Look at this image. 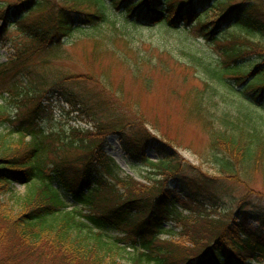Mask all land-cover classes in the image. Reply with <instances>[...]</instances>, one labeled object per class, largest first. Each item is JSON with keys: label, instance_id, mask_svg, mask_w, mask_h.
<instances>
[{"label": "trees", "instance_id": "16d2710c", "mask_svg": "<svg viewBox=\"0 0 264 264\" xmlns=\"http://www.w3.org/2000/svg\"><path fill=\"white\" fill-rule=\"evenodd\" d=\"M61 1L0 0V37L16 27L29 42L0 64V85H9L12 102L23 108L18 119L0 108V129L12 127L8 135L18 136L15 141L0 135V264H264V212L250 215L245 201L235 212L220 211V177L190 166L193 175L181 178L183 160L174 148L144 127L128 133L119 118L106 116L109 111L98 97L79 101L64 87L75 76L66 75L54 85L61 89L60 98L73 111L86 114L93 127L47 132L42 126L47 114L42 99L50 90L45 77L30 78V62L38 54L30 49L31 43L39 53L57 56L65 39L83 28L84 18L89 25L108 21V2L123 9L135 25L187 26L213 41L232 28L235 32L223 49L224 64L208 71L215 85L209 86L207 79L209 94L201 98L198 93V99L191 100L195 112L191 115L208 135L219 174L234 182L244 183L246 178L250 184L254 174L260 172L264 178V116L255 114L254 100H241L243 105L233 114L216 98L237 90L228 85L227 76L248 79L245 94L264 88V66L243 67L239 62L251 54L264 56L252 39H264V5L257 1L233 7L230 0ZM209 10H215L216 19L207 24ZM29 12L38 15L30 25L25 23ZM94 42V57L100 49H109L104 41ZM111 136L119 137L132 161L136 157L147 164L153 177L147 184L121 176L106 153ZM148 149L157 153V162L147 156ZM73 153L78 157L71 160ZM174 180L178 184L172 188ZM14 184L29 186V191L18 207H7L1 197ZM65 196L80 208L68 210ZM169 224L181 232L175 233Z\"/></svg>", "mask_w": 264, "mask_h": 264}, {"label": "rangeland", "instance_id": "374dc122", "mask_svg": "<svg viewBox=\"0 0 264 264\" xmlns=\"http://www.w3.org/2000/svg\"><path fill=\"white\" fill-rule=\"evenodd\" d=\"M55 1L62 3L61 0ZM214 1L220 4L226 0ZM257 1L264 5V0H230V4L234 7ZM213 2L210 6H213ZM105 11L109 17L107 22L89 25L91 24L89 19L84 18L83 28L76 31L70 39H65L61 52L57 53V56L53 53L51 56L46 54L49 51L39 53L34 49L36 45L30 44V49L38 53L30 62L33 71L30 78L34 80L45 77L46 85L48 84L46 89L50 90V95L42 99L47 113L42 123L45 130L49 133H60L63 128L69 126L85 129L93 127L86 114L72 111L74 107L71 108L64 98H60L61 89L54 85L66 75L75 76L76 80H71L64 87L68 92L77 95L79 101L84 98L98 97L104 103V109L109 111H105L106 116L112 114L114 118H119L122 125L127 127L128 133L134 134L137 131H144L145 128L154 137L170 148H174L183 160L184 171L181 178L193 175L189 169L190 166L200 168L204 174L220 177L222 180L220 189L223 196L220 211L235 212L239 209L241 202L245 201L248 204L246 210L250 215L258 217L262 214L264 212L262 174L259 172L252 175L250 184H247L246 178L242 180L244 183L234 182L219 174V169L211 159L212 150L209 147L208 135L197 123L191 101L194 97L198 99V93L201 94L199 95L201 98L209 94L206 88L207 79L212 84L209 86L215 85L208 71L219 69L224 64L226 58L223 49L227 46L226 39L235 30L226 28L221 32L223 34L221 40L213 41L200 37L196 28L190 29L187 26L170 28L166 25H135L124 14L123 9H115L110 2L106 3ZM37 16L36 13L29 12L25 23L30 25ZM215 19V10H209L204 22L208 24ZM252 39L264 51V39L261 37ZM0 40H2L0 64L6 63L14 50H23L24 46L29 45L26 35L16 27H12L5 36L0 37ZM95 40L104 41L109 45V49H100L94 57ZM111 40H115V44ZM52 48L50 47L51 50ZM58 51L60 49L56 50ZM239 62L243 67L254 64L264 66V56L251 54L240 58ZM226 79L228 85L236 87L237 90H234L235 93L227 91L216 98V103L220 104L221 108L224 107L227 111L236 114V110L243 105L241 100L251 99L257 103L255 114L264 116L262 115L264 88L261 93L258 91V94H254V91L245 94L243 88L248 83V79L237 81L234 77L228 76ZM23 82L25 81L19 80L20 84ZM7 89L9 85H0V108L3 106L7 113H11L10 116L18 119L23 108L14 105ZM67 110L71 113L66 114ZM191 112L194 114L191 115ZM11 130L12 127L5 126L0 129V135H7L12 140H18L17 135H8ZM106 153L115 161L121 170L122 177L131 176L142 184H147L148 178H153L147 164L139 162L136 157L132 161L123 149L118 136L109 137ZM77 155L78 153H73L69 154V157L73 160L78 157ZM147 156L153 162L158 160L157 153L149 149ZM177 184V180L170 183L172 188H175ZM28 191L29 186L14 184L11 192L3 195L1 201L7 207H18L19 200L24 198ZM65 201L69 206L68 210L78 207L70 196H66ZM252 225L259 227V223L256 222ZM168 228H175L177 234L181 232L180 228H176L174 224H169ZM262 230L264 232V228ZM168 238L163 237V239Z\"/></svg>", "mask_w": 264, "mask_h": 264}]
</instances>
